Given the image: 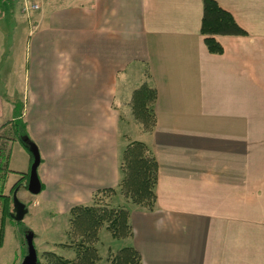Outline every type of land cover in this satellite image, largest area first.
<instances>
[{
    "label": "crops",
    "instance_id": "1",
    "mask_svg": "<svg viewBox=\"0 0 264 264\" xmlns=\"http://www.w3.org/2000/svg\"><path fill=\"white\" fill-rule=\"evenodd\" d=\"M215 1L247 32L216 35L221 54L205 44L203 0H39L24 23L14 1L2 2V264L26 257L13 194H32L24 183L31 153L7 129L15 103L24 139L40 152L48 230L55 201L68 216L96 190L118 185L121 110L133 112L143 84L157 91L156 121L136 140L158 162L157 206L128 203L129 245L142 264H264V0ZM61 118L78 125L56 130Z\"/></svg>",
    "mask_w": 264,
    "mask_h": 264
},
{
    "label": "trees",
    "instance_id": "2",
    "mask_svg": "<svg viewBox=\"0 0 264 264\" xmlns=\"http://www.w3.org/2000/svg\"><path fill=\"white\" fill-rule=\"evenodd\" d=\"M3 1L5 0H0V7ZM6 1L12 2L11 0ZM201 32L208 50L216 54L224 51L222 45L216 40V35L247 34L233 15L215 0H203ZM156 98L157 91L147 84L136 89L132 98L135 118L146 126L150 124L149 130L156 121L153 113ZM21 107L20 103H15L14 121L19 119L21 122L16 133L21 143L30 151L33 162L34 154L31 146L24 139L29 136L26 123L19 118ZM32 145L36 146L33 142ZM119 170L121 177L116 187L100 188L95 191L90 203L76 204L69 210V223L72 227L69 234L73 238L72 243H60V245L71 246L74 256L66 257L55 251H45L41 256L38 254L37 264H101L102 258L98 252L97 243L99 232L103 227L111 233L114 239H125L132 236L133 228L130 222L129 207L112 203V198L123 195L131 204L150 210L154 209L157 206L158 162L146 143L134 140L124 148ZM17 222L20 224L22 221ZM24 229L27 233H33L28 227ZM24 244L27 248V255L26 236ZM108 261L110 264H142L139 251L131 245H126L115 253L111 252Z\"/></svg>",
    "mask_w": 264,
    "mask_h": 264
},
{
    "label": "rangeland",
    "instance_id": "3",
    "mask_svg": "<svg viewBox=\"0 0 264 264\" xmlns=\"http://www.w3.org/2000/svg\"><path fill=\"white\" fill-rule=\"evenodd\" d=\"M11 1H14V4L12 6L15 11V15L19 17V21H21L20 23H24L22 22L23 19H25L26 21L27 20L29 21V19L21 12L20 1H15V0H11ZM6 12L8 16L13 15V10L9 6ZM21 25L23 26V24ZM27 32H28L27 29L25 31L22 30L23 41H25ZM23 94H24V91H23ZM121 111H122L121 115L123 116V118L120 119L119 121V123H121L120 137L122 136V145L125 148L131 141H134L142 137L143 134L149 130L148 128L150 124L146 126V124L140 122L138 119L135 118V116L133 115V112L132 111L130 112V109L123 108V110ZM14 120L12 124H9L10 126L8 125L7 129L11 130L13 126L15 130H18L20 128V123H21L20 120L19 119L16 121ZM54 124H55L54 128L56 130H59L62 128L70 130L73 127H77L78 120L76 119H70V120L65 119L64 120V118H61V121L55 120ZM69 170L73 171L75 170V168H69ZM28 180H29V176L26 175L25 180H24L25 185L27 184ZM25 185L23 187H25ZM26 196L28 198L25 199L23 195L20 194L17 196V198L20 199L21 201L23 200V202L27 204V206L29 207V213L26 215L25 219L20 224H18V222L16 221L14 222L16 225V229H17V235L21 238V244L23 247L24 254H26V250H27L26 245L24 244V237L27 235V232H25L24 228L28 227L31 231L33 230L36 231L35 232V237H36L35 245H36L37 252L40 256L45 251H55L56 253H59L63 256L73 257L74 251L71 246L60 245V243H65V244L72 243L71 241L73 238L69 234L72 231L71 230L72 227L70 226V223H68L69 214L68 216H67V213L65 215L63 213H61L60 215L57 214V212L59 211V207L57 205L59 204L57 203V201L55 202L53 201L54 207L52 209L55 212V214L51 216V218H53L52 219L53 226L52 227L49 226L47 230L45 229V227H48V224L44 222L45 216H43L44 215L43 211L46 205L44 203L42 194L34 195L28 192ZM121 196L123 197V199H125L123 195ZM37 201H38V204H36ZM118 202H120V204L126 205L127 207L129 206L128 205L129 202H125V201L122 202L119 200V198L116 199V197L112 198V203L116 204ZM126 245H129L127 238L125 239L115 238L114 239L111 233L106 228L103 227L99 232V242L97 243L98 252L102 258L100 263L110 264L108 261V257L110 256L111 252L115 253L117 252L118 249ZM11 247L13 248L14 246L11 245ZM23 259L24 257L22 258L21 261L20 260L13 261L14 259H11L10 257L4 260H6L8 264H22ZM2 262H3L2 261V249L0 248V264H2Z\"/></svg>",
    "mask_w": 264,
    "mask_h": 264
},
{
    "label": "water",
    "instance_id": "4",
    "mask_svg": "<svg viewBox=\"0 0 264 264\" xmlns=\"http://www.w3.org/2000/svg\"><path fill=\"white\" fill-rule=\"evenodd\" d=\"M25 141L28 145L31 146L32 152L34 154V160L30 168L29 173V182L28 189L32 194H38L41 191V181L38 175V167L41 162V156L38 148L32 145L31 141L26 138ZM13 203L15 208V220L23 221L25 215L28 210L26 208L25 203H23L20 199L17 198L16 193L13 194ZM28 253L24 258L22 264H37L38 263V252L34 242V234L32 232H28L26 235Z\"/></svg>",
    "mask_w": 264,
    "mask_h": 264
},
{
    "label": "built area",
    "instance_id": "5",
    "mask_svg": "<svg viewBox=\"0 0 264 264\" xmlns=\"http://www.w3.org/2000/svg\"><path fill=\"white\" fill-rule=\"evenodd\" d=\"M21 12L30 20L32 15L40 9L39 0H18Z\"/></svg>",
    "mask_w": 264,
    "mask_h": 264
}]
</instances>
